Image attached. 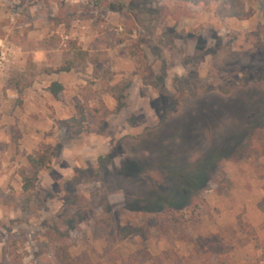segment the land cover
I'll return each instance as SVG.
<instances>
[{
    "label": "rangeland",
    "instance_id": "obj_1",
    "mask_svg": "<svg viewBox=\"0 0 264 264\" xmlns=\"http://www.w3.org/2000/svg\"><path fill=\"white\" fill-rule=\"evenodd\" d=\"M245 2L238 20L214 3L0 0V264H264V11Z\"/></svg>",
    "mask_w": 264,
    "mask_h": 264
},
{
    "label": "trees",
    "instance_id": "obj_2",
    "mask_svg": "<svg viewBox=\"0 0 264 264\" xmlns=\"http://www.w3.org/2000/svg\"><path fill=\"white\" fill-rule=\"evenodd\" d=\"M178 5H195V6H208L210 4H218V6L222 9L225 16L230 18H235L238 20H244L248 19L252 16V10L247 7L246 0H174ZM259 9L261 12L264 11V0H259L258 2ZM122 7L119 5L118 7L111 6L110 10L112 11H118ZM131 54H134L135 52L133 50L130 51ZM82 54V53H80ZM70 67H58L53 72H61V71H69ZM147 75L150 77L152 76V71L149 69L147 71ZM143 78V77H142ZM50 92L52 95L56 96L61 90L62 85L58 82H52L50 85ZM86 114L85 109L83 106L78 105L77 106V115L71 116L67 119H64L61 121L62 126L70 130L73 135H79L83 131H85L86 128ZM253 136H249L236 150L238 156L242 155L249 145L251 144V139ZM27 160L29 163V167L31 169V172L29 175H25L24 183L22 185L23 190H30L34 186V181L37 179L38 171L46 167L50 162V157L46 153L39 154L37 156L28 155ZM133 168H135L137 165L136 163H132ZM118 234L121 237H127L132 233V229L130 228H122L117 230ZM58 259L61 262V264H70V255L67 252L62 253V255H58Z\"/></svg>",
    "mask_w": 264,
    "mask_h": 264
}]
</instances>
